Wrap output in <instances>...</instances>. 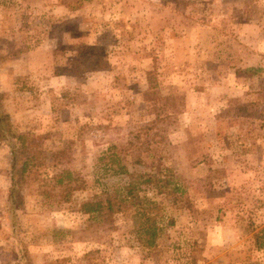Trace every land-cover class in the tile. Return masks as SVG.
Masks as SVG:
<instances>
[{
	"label": "rangeland",
	"instance_id": "374dc122",
	"mask_svg": "<svg viewBox=\"0 0 264 264\" xmlns=\"http://www.w3.org/2000/svg\"><path fill=\"white\" fill-rule=\"evenodd\" d=\"M0 106V264H264V0H0Z\"/></svg>",
	"mask_w": 264,
	"mask_h": 264
},
{
	"label": "trees",
	"instance_id": "16d2710c",
	"mask_svg": "<svg viewBox=\"0 0 264 264\" xmlns=\"http://www.w3.org/2000/svg\"><path fill=\"white\" fill-rule=\"evenodd\" d=\"M92 50V49H90ZM100 57V56H99ZM11 130L9 126V116L2 111V108L0 106V141H8V139L11 136ZM18 143V142H17ZM15 148H17V144L15 147H13V166L12 170L14 169V165L16 162L15 157ZM17 154V153H16ZM21 172L24 173L27 169V164L23 163ZM24 175V174H23ZM139 179L142 181V176H136V181H131L129 184H127L124 187V195L125 198L123 200H119L117 196H108L105 199L102 197H95L92 200H88L82 203L80 211L82 214L86 215H98V216H110L116 212H118L122 207H128L129 204H136V202H133L135 199L137 200V191L139 190ZM149 181V180H147ZM16 182L13 178H11V189H10V195L9 198L12 202V206L15 205V194L17 192L16 188ZM71 184L69 183L68 188L70 189ZM146 222V225H140V231L139 234L144 235L143 243L148 248H153L156 244L157 239L160 235V228L157 226L155 219H153L151 216H147L144 220ZM168 224L172 225L173 222L171 220L168 221ZM257 236V235H256ZM258 237V236H257ZM256 237V239H257Z\"/></svg>",
	"mask_w": 264,
	"mask_h": 264
}]
</instances>
